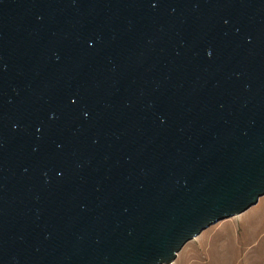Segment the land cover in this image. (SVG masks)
Listing matches in <instances>:
<instances>
[{
	"label": "water",
	"instance_id": "1",
	"mask_svg": "<svg viewBox=\"0 0 264 264\" xmlns=\"http://www.w3.org/2000/svg\"><path fill=\"white\" fill-rule=\"evenodd\" d=\"M264 195V0H0V264H172Z\"/></svg>",
	"mask_w": 264,
	"mask_h": 264
},
{
	"label": "rangeland",
	"instance_id": "2",
	"mask_svg": "<svg viewBox=\"0 0 264 264\" xmlns=\"http://www.w3.org/2000/svg\"><path fill=\"white\" fill-rule=\"evenodd\" d=\"M172 264H264V195L187 242Z\"/></svg>",
	"mask_w": 264,
	"mask_h": 264
}]
</instances>
